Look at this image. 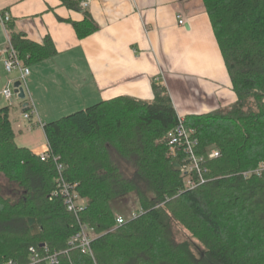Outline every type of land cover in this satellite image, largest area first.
Masks as SVG:
<instances>
[{"label":"trees","instance_id":"trees-1","mask_svg":"<svg viewBox=\"0 0 264 264\" xmlns=\"http://www.w3.org/2000/svg\"><path fill=\"white\" fill-rule=\"evenodd\" d=\"M236 96L233 105L184 117L195 131L208 182L184 190L164 142L178 121L164 86L151 102L120 97L43 125L68 183L86 201L80 223L93 229L92 257L69 250L77 220L55 189L52 161L15 144L10 109H0V263L26 264L29 249L59 254L57 264H264V177L241 173L264 163V0H201ZM82 0H62L84 19L79 38L97 27ZM23 66L55 56L49 38L11 35ZM24 103V102H23ZM27 112V109H25ZM135 196L138 215L115 226L110 204ZM189 235L178 240L173 225ZM46 264V263H42Z\"/></svg>","mask_w":264,"mask_h":264},{"label":"crops","instance_id":"crops-1","mask_svg":"<svg viewBox=\"0 0 264 264\" xmlns=\"http://www.w3.org/2000/svg\"><path fill=\"white\" fill-rule=\"evenodd\" d=\"M80 8L97 27L84 38L72 26L84 14L62 0H0V13L11 19L8 34L0 26V53L11 35L36 44L49 38L56 51L27 66L25 85L35 110L30 120L23 117L24 103L10 106L1 95L18 74L4 70L0 54V109H10L18 147L38 156L47 146L43 125L120 97L151 102L153 84L166 88L180 118L235 103L201 0H89Z\"/></svg>","mask_w":264,"mask_h":264},{"label":"built area","instance_id":"built-area-1","mask_svg":"<svg viewBox=\"0 0 264 264\" xmlns=\"http://www.w3.org/2000/svg\"><path fill=\"white\" fill-rule=\"evenodd\" d=\"M89 4V0H83L81 2L82 8H86ZM178 25H184V21L181 16L177 17ZM10 16L8 13H0V26L8 34V26L10 24ZM1 60L4 70L8 74H18L16 81H10L6 87L2 90L1 95L5 101L11 106L14 101L24 102V119L30 120L35 115L33 105L28 98L26 90L25 79L29 75V69L22 65L15 49L11 38L7 39V48L1 53ZM19 82V88L22 89L24 94V100L18 99V93L14 94L13 84ZM41 126V125H40ZM42 127V126H41ZM196 133L192 129H187L184 125V119L178 117L177 123L170 129L164 137V142L168 148V157L171 158L175 164L176 169L184 185V190L191 191L208 182L205 175L208 174V170L204 167L206 161H211L219 158V152L214 148H209L204 154L198 153V140L195 137ZM41 162L52 161L55 167L56 176L54 179L55 189L51 193L52 198H59L62 200L68 213H71L77 220L78 231L69 240V250H78L84 255L92 257L91 243L94 238L93 229L80 223L78 215L85 209L86 201L81 198L77 192V184L68 183L64 176V166L59 162V158L53 156L48 145L45 151L38 155ZM241 177L247 179L251 176L257 178L264 177V163H259L257 167L250 171L242 172ZM137 211L131 214L130 220L136 218ZM126 223V220L119 215H115V226L121 227ZM29 260L26 264H57L59 254H50L46 247H43V253L37 252L34 248L29 250ZM0 264H17L16 262L9 260Z\"/></svg>","mask_w":264,"mask_h":264},{"label":"rangeland","instance_id":"rangeland-1","mask_svg":"<svg viewBox=\"0 0 264 264\" xmlns=\"http://www.w3.org/2000/svg\"><path fill=\"white\" fill-rule=\"evenodd\" d=\"M18 122L20 124L23 121L18 120ZM21 128H22V133H24L25 132L24 126L21 125ZM126 199H127L126 201H124L123 199L115 200L110 204V207L114 215H119L122 216L125 220H129L131 214L138 209V205L135 196H130ZM173 228L178 240L190 242L188 233H186L180 226L174 224Z\"/></svg>","mask_w":264,"mask_h":264},{"label":"water","instance_id":"water-1","mask_svg":"<svg viewBox=\"0 0 264 264\" xmlns=\"http://www.w3.org/2000/svg\"><path fill=\"white\" fill-rule=\"evenodd\" d=\"M20 86V83L19 82H15L13 84V88H14V94H17L18 93V99L20 100H24V94H23V91L21 88H19ZM26 105V104H25Z\"/></svg>","mask_w":264,"mask_h":264}]
</instances>
